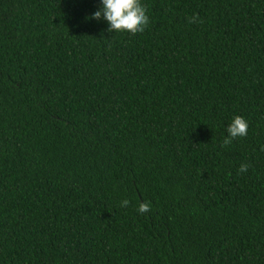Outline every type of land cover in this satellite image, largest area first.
Wrapping results in <instances>:
<instances>
[{"label":"trees","instance_id":"1","mask_svg":"<svg viewBox=\"0 0 264 264\" xmlns=\"http://www.w3.org/2000/svg\"><path fill=\"white\" fill-rule=\"evenodd\" d=\"M141 4L0 0V264H264V0Z\"/></svg>","mask_w":264,"mask_h":264},{"label":"clouds","instance_id":"2","mask_svg":"<svg viewBox=\"0 0 264 264\" xmlns=\"http://www.w3.org/2000/svg\"><path fill=\"white\" fill-rule=\"evenodd\" d=\"M91 18L104 19L108 22L109 32H130L135 35L143 32L149 23V17L146 14L145 7L141 4V0H101L100 8L95 11ZM196 16L190 18V23H195ZM248 122L247 120L236 115L231 123L227 126L228 135L224 138L222 146H227L232 143L236 137H244L247 135ZM264 151V146H261ZM247 164H241L238 171L246 172ZM128 200H123L121 206H127ZM151 210V202L145 201L139 203L138 211L140 213L149 212Z\"/></svg>","mask_w":264,"mask_h":264}]
</instances>
